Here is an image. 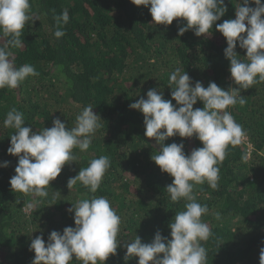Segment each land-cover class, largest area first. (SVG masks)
Instances as JSON below:
<instances>
[{
    "label": "trees",
    "instance_id": "trees-1",
    "mask_svg": "<svg viewBox=\"0 0 264 264\" xmlns=\"http://www.w3.org/2000/svg\"><path fill=\"white\" fill-rule=\"evenodd\" d=\"M238 3L242 0H224L227 11L217 23L235 19ZM30 8L33 21L23 30L24 46L12 51L16 67L32 65L39 75L28 77L16 89H0V164H8L0 167V264H32L31 240L42 236L47 244L52 231L63 234L66 227L74 228V213L68 209L93 195L107 198L122 221L117 236L121 244L105 264H138V258L125 260L124 243L136 236L151 243L157 232L170 239L169 224L186 201H170L166 188L173 178L151 160L158 146L144 135L143 114L129 105L146 99L152 89L171 100L169 76L178 67L193 86L199 81L205 88L210 82L224 90L236 87L224 56L226 40L215 25L207 37L195 36L194 30L179 36L183 21L154 26L149 8L130 0H30ZM65 10L69 14L62 26L65 34L56 39L54 16ZM236 52L246 56L238 44ZM241 95L246 103L228 111L246 132L251 157L243 159L247 141L229 145L218 165V189L207 183L194 188L197 201L209 209L202 216L212 231L211 238L202 242L207 264H259L264 247V83L242 90ZM89 105L101 119L90 148L74 149L77 159L50 182L48 197L36 198L43 202L28 210L33 197L13 192L9 183L18 158L7 152L15 131L3 127L7 112L17 109L25 126L39 132L51 128L56 118L69 129L74 127L76 116ZM193 107L203 104L198 101ZM164 143H183L186 155L203 146L195 137L175 136ZM100 156H108L111 166L97 192L79 182L68 189L69 179ZM71 264L81 262L73 258Z\"/></svg>",
    "mask_w": 264,
    "mask_h": 264
},
{
    "label": "clouds",
    "instance_id": "clouds-1",
    "mask_svg": "<svg viewBox=\"0 0 264 264\" xmlns=\"http://www.w3.org/2000/svg\"><path fill=\"white\" fill-rule=\"evenodd\" d=\"M130 2L149 8L154 26H169L174 20L185 22L178 29L179 36L194 30L195 36L207 37L215 25V31L226 40L224 56L230 61V77L236 87L224 90L210 82L205 88L199 81L193 86L189 75L178 67L169 76L171 100H165L161 91L152 89L147 92L146 99L129 105L130 109L143 114L144 135L158 146L151 160L162 173L173 178L166 188L170 201L184 200L186 203L184 210L176 212L169 224L170 239L157 232L151 243H142L136 236L132 242L124 243L125 260L138 258V264H207V250L202 242L211 238L212 231L202 216L209 209L197 201L194 188L207 183L217 190L218 165L224 160L228 146L247 141L246 132L228 109L237 103L241 106L246 103L242 90L264 83V4L261 0H242L235 7V19L218 24L227 11L224 0ZM250 3L256 7H250ZM30 11V0H0V89H16L28 77L39 75L32 65L16 67L12 51L24 46L23 30L33 21ZM54 20V36L60 39L65 34L62 26L69 21L68 11L54 16ZM237 44L246 52L245 57L237 54ZM198 101L203 108L194 110ZM100 120L89 105L76 116L75 126L70 129L56 118L51 128L33 132L31 127L25 126L23 113L15 108L7 112L3 127L15 130L7 152L18 158L15 175L9 183L13 192L33 197L27 204L28 210L43 202L36 198L48 197L50 182L56 180L65 165L77 159L73 150L86 152L90 148ZM175 136L195 137L203 146L186 155L183 143L165 146L164 142ZM247 145L245 161L253 150L248 141ZM7 166V162L0 164V167ZM110 166L108 156L92 159L87 167L69 179L68 189L79 182L91 193H96ZM68 211L74 213L75 227H66L63 234L52 231L47 244L42 236L32 239L29 249L35 253L32 264H71L73 258L81 264H105L110 256L117 254L122 221L107 198L93 195L79 200ZM215 218L220 220V214L216 213ZM259 264H264V247L260 249Z\"/></svg>",
    "mask_w": 264,
    "mask_h": 264
}]
</instances>
